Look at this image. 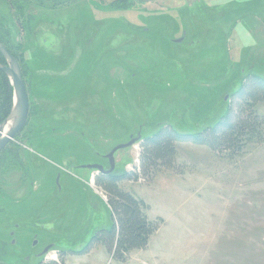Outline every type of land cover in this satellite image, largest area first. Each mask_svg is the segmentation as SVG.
<instances>
[{"label": "rangeland", "instance_id": "obj_1", "mask_svg": "<svg viewBox=\"0 0 264 264\" xmlns=\"http://www.w3.org/2000/svg\"><path fill=\"white\" fill-rule=\"evenodd\" d=\"M0 25L11 48L21 46L32 98L31 126L1 155L20 161L0 162V264H264V137L231 156L178 141L172 165L141 167L143 137L161 123L196 132L229 108L241 111L231 94L250 71L264 75V0H0ZM65 42L79 50L68 55ZM65 58L72 71L38 79V93L35 70L48 60L63 70ZM148 70L157 79L145 78ZM65 108L76 129L52 133V112ZM251 109L264 136V101ZM138 133L141 140L116 152L115 170L139 176L119 185L146 202L158 230L126 261L105 243L72 253L113 220L97 171L67 165L106 168L105 155ZM66 148L74 156L61 159Z\"/></svg>", "mask_w": 264, "mask_h": 264}, {"label": "trees", "instance_id": "obj_2", "mask_svg": "<svg viewBox=\"0 0 264 264\" xmlns=\"http://www.w3.org/2000/svg\"><path fill=\"white\" fill-rule=\"evenodd\" d=\"M10 1L17 2L18 0ZM20 11V15L24 14L23 8ZM5 35V31L0 25V41L19 59L23 78L27 82L26 66H23L20 55L16 54L17 49L21 48V46H17L16 49L11 48ZM0 62H4L1 54ZM127 68L130 69V67ZM154 72L148 70L143 76L145 75V78L148 79H157V75H153ZM136 74L138 75V73ZM140 74L142 75L141 72ZM37 92L41 93L42 91L37 89ZM231 95L243 101L240 108L241 111L238 114H234L233 109L229 108L213 125L204 127L196 132L180 131L172 121H166L158 125L151 134L145 135L141 154V167L144 173L156 170L160 166L172 165L176 156V142L178 141L192 140L200 144H207L217 152L225 151L228 156L241 152L246 145L254 140L262 141L264 137L262 130L263 120L251 107L256 102L264 101V75L250 71L249 74L240 80ZM12 104L13 87L9 78L0 72V123L8 116ZM27 126L31 125L27 124ZM42 126L44 127V125ZM10 151L11 149L6 147L0 152V162L8 163L13 160L19 163L20 159L16 153L14 157L1 156L3 153ZM4 168L8 170V166H4ZM138 177L126 170H114L112 173H104L97 176V184L108 194V205L113 221L109 228L97 230L90 246L95 242H103L110 247L113 257L120 261H126L133 250L146 247L151 236L161 224V220L154 221L149 219L146 213L147 204L143 199L136 196L133 192L125 191L119 185L121 180L138 179ZM52 264H64V261L62 259L52 262Z\"/></svg>", "mask_w": 264, "mask_h": 264}, {"label": "flooded vegetation", "instance_id": "obj_3", "mask_svg": "<svg viewBox=\"0 0 264 264\" xmlns=\"http://www.w3.org/2000/svg\"><path fill=\"white\" fill-rule=\"evenodd\" d=\"M139 1H145V0H139ZM154 1H156V0H154ZM158 1V0H157ZM147 2V1H146ZM23 26V25H22ZM24 27V26H23ZM79 33H81V32H78L77 31V34H79ZM66 41L68 40V39H65ZM176 40H179V39H174L173 41L175 42V43H181L182 42V40H183V38H180V42H177ZM77 41V46L81 49V48H83L84 47V43H81V40H76ZM1 43H3L2 41H0ZM46 39L45 40H43L42 41V45L44 46L43 47V49L44 48H46L45 46H46ZM4 44V43H3ZM65 45H64V48L62 47L61 49L63 50H66L65 48H67V51H68V55H69V53H70V51H72L73 53H72V55H74V53H75V50H79L78 48H77V46L75 47V50H73V48L71 47H69L68 46V42H65L64 43ZM88 44H90V42L88 43ZM5 45V44H4ZM52 46L54 47V45L52 44ZM5 47L8 49V47L5 45ZM57 48H59V47H56L55 46V48H54V50H56ZM48 49H50V48H48ZM61 49L59 50V51H61ZM8 51L12 54V55H14L15 57H16V55L12 52V51H10L9 49H8ZM1 54V53H0ZM2 55V54H1ZM2 57H3V59H4V62H0L1 64H6V60H5V58H4V56L2 55ZM17 58V57H16ZM17 60H18V62H19V59L17 58ZM79 61V60H78ZM78 61H77V63H78ZM98 61V60H97ZM79 63H81V62H79ZM112 63H113V61L111 60V61H108V62H106L104 65H106L105 67H107V68H111V67H113L114 66V64L112 65ZM127 63H125V67H129L128 65H126ZM19 65H20V68H21V73H22V67H21V64H20V62H19ZM60 65V67H62L63 68V70H57V72L56 71H52V68H54L53 66H51V60H48L46 63H44V65H42V67H41V70L42 71H40L39 72V70H40V67L38 68V69H36L35 71H37V73H38V75H40V76H36V73H35V78H36V82L38 81V79H43L42 77H48L49 76V74H51V75H54V76H58V77H62L63 75H66L67 74V71H68V69L70 68V66H72L71 67V71H72V68L74 67V65L72 64V62H70L69 60H68V58H65L64 60H62L61 61V63L59 64ZM115 68H118L117 66H115ZM70 71V70H69ZM0 72H2V73H4L3 71H0ZM74 72V71H73ZM5 74V73H4ZM6 75V74H5ZM7 76V75H6ZM8 77V76H7ZM9 78V77H8ZM22 78H23V75H22ZM9 80H10V78H9ZM23 81H24V83H25V86H26V90H27V92H28V97H29V110H28V118H27V121H26V123H25V125L23 126V128L20 130V132L16 135V136H18V135H20L21 134V132H23V130H24V128L27 126V124H28V121H29V118H30V110H31V102H32V98H31V93H30V90H29V88H28V83L27 82H25V80H24V78H23ZM10 83H11V85H12V87H13V84H12V82H11V80H10ZM116 83H119V80H117L116 81ZM123 83V81H121V84ZM111 85V84H110ZM116 84H114L113 83V85H111V86H115ZM35 86H36V88L38 89V82H37V84H35ZM116 88H117V85H116ZM39 90V89H38ZM45 96V95H44ZM47 96H45V98H46ZM51 100H53V99H51ZM54 102V104H61V103H70V102H58V101H53ZM84 102V101H83ZM13 104H14V87H13ZM13 104H12V107H13ZM48 104H50L49 105V107L48 108H50L51 110H54L55 109V107H53V105H52V103L50 102V103H48ZM81 104H83V103H81ZM86 108V107H85ZM40 109H41V111L43 110V111H47L42 105H41V103H40ZM11 110H12V108H11ZM11 110H10V112H11ZM66 108L65 109H63L62 111H53L52 112V116H53V119H54V123L52 124V127H51V130H52V133H57L58 131H65V132H70L69 130H75L76 128L73 126V124H69L68 122L70 121V119H69V116L68 115H66ZM10 112H9V114H10ZM8 114V115H9ZM8 117V116H7ZM6 117V118H7ZM5 118V119H6ZM51 118V117H50ZM4 119V120H5ZM52 119V118H51ZM52 119V120H53ZM3 120V121H4ZM76 120H79L80 121V117H75V120H73V122H77ZM2 121V122H3ZM1 122V123H2ZM71 122V121H70ZM0 123V124H1ZM55 123H58L59 125L58 126H55ZM68 123V124H67ZM62 126V127H61ZM51 135H53V134H51ZM51 135H49V136H51ZM15 136V137H16ZM14 137V138H15ZM80 137H83V138H86V135L84 136V134H82V136L80 135ZM88 139V138H87ZM11 142V141H10ZM10 144V143H9ZM8 144V145H9ZM7 145V146H8ZM6 146V147H7ZM5 147V148H6ZM88 147H89V152H90V155H91V153H93L95 156H97L99 159H101V157H102V154L98 151V149L96 148V145L94 144V143H90V144H88ZM4 148V149H5ZM69 148V147H68ZM68 148H66V150L64 151V156L61 158V159H63L64 157H66V156H74L73 155V152H71V151H69L68 150ZM3 149V150H4ZM113 149V148H112ZM111 149V150H112ZM2 150V151H3ZM110 150V151H111ZM120 151V150H119ZM118 152V151H117ZM63 154V153H62ZM116 154V153H115ZM107 155V154H106ZM106 155H105V158L107 159V164H106V168L105 169H109L110 168V162H109V159L106 157ZM115 161H116V159H115ZM90 164H99V165H101V161H99V162H96V163H90ZM85 165H88V164H85ZM85 165H81V166H79L78 164H76V160L74 159V161L73 162H69V165H67V167L69 168H85V169H89V168H87V167H85ZM115 168H116V165H115ZM93 170H95V171H97V176L98 175H100V174H108V173H106V172H100V171H98L97 169H93ZM115 170V169H114ZM113 170V171H114ZM112 171V172H113ZM112 172H110V173H112ZM96 176V177H97ZM97 232V231H96ZM96 232L93 234H91V237L89 238V240L81 247V249H73V248H67L68 250H70V251H72V253H77V254H79L80 255V257L81 256H84L85 254H87V253H89L90 252V250L92 249V248H94L96 245H99V244H103V242H95L92 246H90V243L92 242V240H93V237L96 235ZM51 247V248H53V245L52 244H50V245H47L44 249H43V251L47 248V247ZM88 246H90L89 248H88ZM50 248V249H51ZM43 251L40 253L41 255H42V253H43ZM60 251H62V252H66L64 249H61ZM77 251V252H76ZM44 256V255H43ZM63 258V257H62ZM63 261H64V264H67L66 263V260H64V258H63Z\"/></svg>", "mask_w": 264, "mask_h": 264}, {"label": "water", "instance_id": "obj_4", "mask_svg": "<svg viewBox=\"0 0 264 264\" xmlns=\"http://www.w3.org/2000/svg\"><path fill=\"white\" fill-rule=\"evenodd\" d=\"M154 1V0H145ZM180 42L179 40H176ZM0 53L4 56L6 64L0 63V71H3L11 80L14 87V104L8 117L0 124V152L10 143L11 140L20 132L28 118L29 97L25 83L22 78L21 68L17 58L12 55L3 43L0 42ZM141 134L136 137L131 136L130 140L125 143H120L106 155L110 162V168L105 169L103 165L88 164L85 167L89 169H97L100 172L110 173L115 169V153L119 150L129 148L136 142L141 140ZM37 240L34 241V244ZM50 246L47 247L42 255L48 253Z\"/></svg>", "mask_w": 264, "mask_h": 264}, {"label": "crops", "instance_id": "obj_5", "mask_svg": "<svg viewBox=\"0 0 264 264\" xmlns=\"http://www.w3.org/2000/svg\"><path fill=\"white\" fill-rule=\"evenodd\" d=\"M101 245V244H100ZM93 251V248L90 250V252L89 253H87V254H85V255H89L91 252Z\"/></svg>", "mask_w": 264, "mask_h": 264}]
</instances>
